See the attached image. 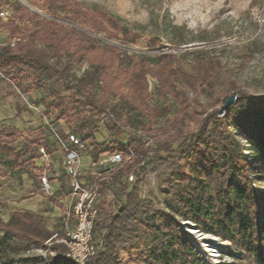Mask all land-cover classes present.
Wrapping results in <instances>:
<instances>
[{"label": "trees", "instance_id": "16d2710c", "mask_svg": "<svg viewBox=\"0 0 264 264\" xmlns=\"http://www.w3.org/2000/svg\"><path fill=\"white\" fill-rule=\"evenodd\" d=\"M29 5L39 6L44 15L19 0H0V8L10 11L5 19L0 17V32L6 34V41L0 43V79L8 78L23 92H29L32 85L20 83L25 72L37 88L43 75L54 78L69 93L63 95L52 89L47 107L54 109L57 119L76 122L74 133L82 130L87 134L93 145L92 161L97 162L103 154L122 155L120 164L94 177L97 181L102 178L101 191L123 179L124 200L113 215L106 217L98 235L102 248L89 264H202L180 220L192 223L198 232L228 241L229 254L237 264H264V194L255 187V182H264V93L236 91L223 118L206 114L195 122V130L185 127L176 113L160 130L153 132L148 126V136L134 132L121 141L122 113L113 117L116 108L110 106L111 97H119L147 117L151 125L166 109L147 103L150 93L146 74L156 77L158 96H173L178 110H184L186 99L177 84L196 90L199 84L215 80L216 62L200 59L192 69L179 63L173 67L160 65L165 55L161 54L152 63L146 55L138 58L108 43L118 37L107 28L118 26L104 12L87 10L71 0H31ZM174 29L170 43H186L187 36H180L179 28ZM119 30L122 40H127L128 30ZM83 63L87 67L79 76L70 75L75 64ZM103 117L113 135L107 143H99L94 137ZM57 133L66 137L60 130ZM14 141L0 128V156L8 158L10 168L26 161L30 166L28 176L34 178V160L39 146L45 145L44 139H25L22 150L13 146ZM156 168L163 169L159 181L162 207L139 194L142 178ZM129 175L134 178L130 183ZM96 228L97 221L95 238ZM0 230V264H9V255L16 253V236L44 247L53 234L42 224L41 216L28 209L11 211ZM52 248L58 264H76L63 256L62 244Z\"/></svg>", "mask_w": 264, "mask_h": 264}, {"label": "rangeland", "instance_id": "374dc122", "mask_svg": "<svg viewBox=\"0 0 264 264\" xmlns=\"http://www.w3.org/2000/svg\"><path fill=\"white\" fill-rule=\"evenodd\" d=\"M22 1L26 5L31 2V0ZM71 1L79 2L81 7L87 10L95 9L111 16L118 28L111 27V30L110 28L107 30L118 38H113L108 43L126 49L138 58L140 55H146L148 60L154 63L155 56L165 54L161 57L160 65L174 67L179 63L190 69L194 62L200 59H210L217 64L215 80L207 84H199L196 90H191L181 83L177 84L186 99L184 110H178L177 101L173 96L166 93L158 96L159 86L156 77L150 73L146 74L150 93L147 103L152 107L166 109L165 114L156 118L151 125L147 117L141 116L119 97H111L110 106L116 108L113 117L119 112L122 113L121 119L124 124H121L118 133L121 141H125L134 132L148 136L149 132L146 131L148 126L153 132L160 130L166 120L176 113L181 115L185 127L195 130V122L206 114L215 113L217 118L225 116L226 112L221 110V107L226 96L234 95L238 90L252 94L264 93V0ZM29 8L44 15L39 6ZM5 9L10 13L7 8ZM123 27L129 32V37L125 41L122 40L123 34L119 30ZM174 28H179L177 34L180 36H187L186 43L182 45L170 43L176 32ZM5 41L6 34L0 32V43ZM60 62L62 65L64 58ZM86 67L87 63L75 64L69 73L79 76ZM156 69V66L152 67L155 72ZM40 80V88H37L33 85L29 73L25 72L20 82L21 86L31 84L32 89L23 92L8 78L0 79V128L14 137L13 146L18 150L25 149V139L36 137L44 139L45 145L42 146L48 155L52 186L57 188L59 179L63 183L66 178L62 170L64 155L54 140V134L59 130L66 134L73 132L76 122L67 123L57 119L54 109L47 107V103L51 101L49 94L52 89L63 95L69 92L52 77L43 75ZM76 134L85 143L81 151L82 156L91 155L93 145L90 138L82 130ZM94 137L99 143H107L113 138L112 129L99 121ZM149 145L153 146V142L150 141ZM28 151L29 148L26 149V152ZM37 153V158L34 160L36 166L34 178L28 176L30 166L26 161L22 166L13 165L10 168L8 158L0 156V224L8 220L10 212L14 209H28L41 216L45 228L60 235L65 230L64 196L60 193L48 196L41 189L38 177L44 160L39 155V148ZM100 169L102 167L86 164L83 173L90 179L92 172ZM162 171V168L148 171L142 178L139 188L140 197L152 199L158 207H162L163 200L159 186ZM121 181L123 182V179ZM122 182L111 184L104 194L113 195L119 203L123 202ZM255 187L264 194L263 181L255 182ZM129 188L130 184L126 189ZM106 217L103 207L97 219L96 237L103 229ZM179 223L198 251L202 264H237L229 254L231 247L228 241L220 240L223 244L217 245L216 251L208 252L205 250L206 241L194 239L187 232L183 221L180 220ZM1 235L3 233L0 230ZM15 243L16 253L9 255V264H58L59 259L53 248L54 253L51 255L42 245L18 236L15 237Z\"/></svg>", "mask_w": 264, "mask_h": 264}, {"label": "built area", "instance_id": "2783aa9c", "mask_svg": "<svg viewBox=\"0 0 264 264\" xmlns=\"http://www.w3.org/2000/svg\"><path fill=\"white\" fill-rule=\"evenodd\" d=\"M8 12L0 8V17L5 19ZM104 124V117L100 120ZM54 140L63 152L62 170L65 175V182L59 179L58 187L52 186V179L49 173V159L42 145L39 146V155L44 160V165L40 166L39 184L41 189L48 195L60 193L64 196L63 223L65 230L62 234L53 233L45 242L44 249L49 254H53L52 247L55 244H62L65 247L64 256L78 264H89L102 248L101 237H94L95 223L99 213L105 207L107 216L113 215L119 202L115 196L105 195L99 188V181L94 177L101 175L102 170H111L122 162L120 153L103 154L97 162H93L90 154L82 156L81 151L85 147L83 140L74 132L66 134L65 138L54 134ZM132 157L130 153L128 159ZM102 167L98 171L92 172L89 178L83 173L85 165ZM134 180L133 175L128 176V181ZM105 202V206H104ZM45 255V254H44Z\"/></svg>", "mask_w": 264, "mask_h": 264}, {"label": "bare ground", "instance_id": "6f19581e", "mask_svg": "<svg viewBox=\"0 0 264 264\" xmlns=\"http://www.w3.org/2000/svg\"><path fill=\"white\" fill-rule=\"evenodd\" d=\"M184 227L186 228L187 232L194 239H199L201 241H204V240L206 241V243H204V242H202V243L205 244V250L208 251V252H214V251H216L217 245L223 244L220 241V239L215 238V236H213V235L199 233L198 231H195V229H193V227H190L188 225H184Z\"/></svg>", "mask_w": 264, "mask_h": 264}, {"label": "water", "instance_id": "95a60500", "mask_svg": "<svg viewBox=\"0 0 264 264\" xmlns=\"http://www.w3.org/2000/svg\"><path fill=\"white\" fill-rule=\"evenodd\" d=\"M21 3H23L24 5H26L22 0H19ZM26 6H28V7H30L29 5H26ZM234 99H235V95H233V94H231V95H229L228 97H227V99L224 101V103H223V105H222V107H221V110H225L230 104H232L233 102H234ZM183 225H188V226H190V227H193V229H195V231H197L196 230V228L194 227V225L192 224V223H190V222H188V221H183ZM199 233H201V232H199ZM202 234H204V233H202ZM63 256H64V254H63ZM65 257V256H64ZM65 258H67V257H65ZM69 261H71V262H74V263H76L75 261H73V260H71V259H69V258H67ZM76 264H78V263H76Z\"/></svg>", "mask_w": 264, "mask_h": 264}, {"label": "crops", "instance_id": "0c3cea01", "mask_svg": "<svg viewBox=\"0 0 264 264\" xmlns=\"http://www.w3.org/2000/svg\"><path fill=\"white\" fill-rule=\"evenodd\" d=\"M56 233V232H55Z\"/></svg>", "mask_w": 264, "mask_h": 264}]
</instances>
